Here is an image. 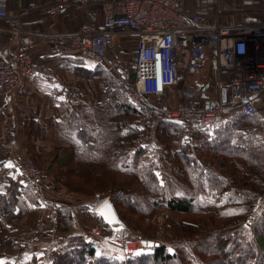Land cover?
<instances>
[{
    "label": "trees",
    "instance_id": "obj_1",
    "mask_svg": "<svg viewBox=\"0 0 264 264\" xmlns=\"http://www.w3.org/2000/svg\"><path fill=\"white\" fill-rule=\"evenodd\" d=\"M104 71L101 66L74 71L91 91L98 85L99 104L60 108V137L69 145L59 158L67 172L59 178L62 187L95 202L108 192H121L111 202L124 232L146 230L151 215L161 210L175 221L171 234L157 247H144L148 251L129 259L97 252L88 231L81 228L69 234L64 250L50 264H264V209L257 212L264 199V143H259L260 128H252L254 116L240 111L226 116L199 130L195 142L183 138L179 125L158 120L153 146L143 149L135 144L138 114ZM76 90L87 94L81 84ZM151 152L161 157L158 171ZM69 175L81 184H69ZM19 188L26 187L4 179L0 246L7 243L2 238L7 224L22 215L24 192ZM55 214L59 231L72 228L71 211L57 208ZM95 216L102 227L113 231ZM28 264L41 263L32 258Z\"/></svg>",
    "mask_w": 264,
    "mask_h": 264
},
{
    "label": "built area",
    "instance_id": "obj_2",
    "mask_svg": "<svg viewBox=\"0 0 264 264\" xmlns=\"http://www.w3.org/2000/svg\"><path fill=\"white\" fill-rule=\"evenodd\" d=\"M210 3L212 0H200L198 8L189 11L180 7L177 0H101L100 23L89 22L70 39L54 36L51 44L56 51L70 48L81 60L101 64L114 37H136L131 79L120 72L114 77L118 92L138 114L135 144L146 149L153 146L154 124L158 120L179 125L183 138L189 139L193 130L220 123L226 110L237 109L246 116H256L257 102L264 96V23L249 20L230 26L205 25ZM7 4L8 0H0V20H6L13 27L16 49L13 61L0 57V94L12 92L21 79L33 75L63 82L62 77L46 65L32 60L22 22L32 10L55 16L73 5L74 0H54L41 6L30 4L17 14H12ZM243 5L258 6L261 0H243ZM217 14H221L220 7ZM207 54L213 55L217 73V93L211 103L203 84L195 88L188 83L189 76L203 67ZM112 70V66L105 69L106 72ZM170 88L176 89L174 106H159L158 101ZM259 137L264 141V131ZM17 181L31 190L48 214L56 211L53 204L44 201L43 172L33 159H24ZM120 196L119 191L106 193L95 205L89 206L88 211L95 216L101 204ZM45 224L43 219L37 220L22 232L16 260L23 258L26 244L44 232ZM88 230L94 247L117 248L111 253L114 258L131 257L144 248L143 240L157 242L143 236L130 240L119 233L109 234L99 222H91Z\"/></svg>",
    "mask_w": 264,
    "mask_h": 264
},
{
    "label": "crops",
    "instance_id": "obj_3",
    "mask_svg": "<svg viewBox=\"0 0 264 264\" xmlns=\"http://www.w3.org/2000/svg\"><path fill=\"white\" fill-rule=\"evenodd\" d=\"M100 1L74 0L73 5L67 7L55 16H45L41 11L32 10L29 16L24 17L22 31L25 34L28 51L32 60L35 63L46 65L52 72L61 76L63 82H57L50 77L44 78L33 75L21 79L19 86L12 92L0 94V186H4V179H11L17 183L24 159L27 155L33 156L43 170L45 187L42 189V195L44 201L53 204L56 209H68L75 214L74 226L79 223V218L82 217V213L72 207L70 196L67 197L66 195L60 194V198H57L54 196V192H52L53 196H51L50 190L52 189L49 188V186L56 187L57 191L60 189L59 193L62 192V183L59 180L61 176L59 173L62 166L60 165L59 157L60 155L62 157L61 149L63 146H69L60 137V108L64 105H81V103L87 107H91L93 104L100 103L101 97L98 92V85L94 83V90L91 91L87 82L80 81L81 77L79 73H75L74 71L81 69L92 70L95 66L102 67V65L95 61H88L86 63L91 66L77 63L76 60L80 58H78L73 50L70 48L63 52L54 50L51 44V38L54 36H62L65 39H70L71 36L79 32L89 22L100 23ZM52 2L54 0H8L7 5L8 10L12 14H17L30 4L41 6ZM199 2L200 0H177L180 7L189 11H195L199 6ZM218 7L221 8L220 15L217 14ZM249 20L264 23V0H261V5L253 7L243 5V0H212V3L208 5V12L204 24L211 25L217 23L223 26H230ZM120 37L122 36L114 37L113 39ZM126 37L134 38L137 45L136 37ZM15 46L16 36L13 27L6 20H0V57L13 61ZM211 64L215 70L213 59ZM118 71L121 73L120 70ZM196 74L198 72L189 76L188 80L193 79ZM79 84L83 85V88L87 90L85 97L82 91L79 94L76 90ZM189 84L193 85L192 83ZM202 84L207 90V99L210 103L213 102L214 95L211 96L208 93L210 90L208 84ZM202 84L196 83L193 87L197 88ZM163 100H166L167 103H171L173 100L172 106H174L177 100L176 89L170 88L167 90L163 98L158 101V104ZM172 106L166 107L172 108ZM257 108L261 110L258 112V115L264 121V96L257 102ZM58 125L60 126L58 127ZM198 132L199 130H193L191 132L189 139L192 142L197 140ZM56 152L59 155L57 158H54L53 156ZM158 162H161L160 156ZM31 195L34 197L32 192ZM33 200L35 203L31 201L26 205V215L28 216L26 222L12 224L7 230L3 231V237L11 238L13 242L16 241L15 243H19L21 232L27 227H30L36 220L43 219L45 216L47 219L46 231L32 240L19 264H27L31 258H35L40 263H46L48 256L51 258L49 261L51 263L52 258L64 250L66 239L73 232V227L71 229L68 228L64 232L55 230V212L48 214L41 205L42 202ZM86 201L88 200L81 198L80 205L84 212H89L86 209L88 207ZM112 230L111 232L114 233H120L122 231L120 228H112ZM14 252L16 253L17 250ZM12 253L13 251L9 250L6 243L1 244L0 257L2 259L9 258V255Z\"/></svg>",
    "mask_w": 264,
    "mask_h": 264
},
{
    "label": "rangeland",
    "instance_id": "obj_4",
    "mask_svg": "<svg viewBox=\"0 0 264 264\" xmlns=\"http://www.w3.org/2000/svg\"><path fill=\"white\" fill-rule=\"evenodd\" d=\"M119 42H121V43H119ZM135 47H136V41H135V39L132 38V37L127 38L126 36H122V37L117 38V39L115 38V39H113L109 43V45L107 47L106 56H105L104 60L101 62V65H102V67L104 69L108 68L109 66H112V68H113L114 71L112 70L111 72H107V73L110 74L113 77V79H114L115 75L117 74V72H119L118 70H120L122 72L121 74L123 76H126L127 73H129V74L131 73V60H132V56H133L134 51H135ZM211 61H212V55L211 54H207L206 59H205V62L203 64V67L201 68V70H199L198 74L194 75L193 79L188 80V82L189 83H192L193 85H196V83L197 84L206 83V84L209 85V89H210L208 91V93L211 96H213V95L216 96V93H217L216 92L217 91V86H216L217 73H216V71L214 70V67L211 64ZM76 62L79 63V64H85V65L91 66L89 64H86L87 62L81 61L80 59H77ZM114 82H115V79H114ZM124 100H126V99L124 98ZM162 105H166V106L171 107L173 105V100L171 101V103H167L166 100L165 101L163 100L162 102H159V106H162ZM260 111L261 110L259 109L258 112H260ZM237 113H238V110L237 109H231V110L224 111L223 112V115H222V118H221V122L223 121V119L226 116H229L230 117V116L235 115ZM135 125H136V123H135ZM253 126H254V127H252L253 130L254 129L256 130L259 127L260 128V130H259L260 132L264 131V121H262V119H261L260 115H258V113H257L256 116L253 117ZM260 132L258 134L259 143H264V141H262L260 139V137H259ZM62 149H64L65 151H68L69 150V148L66 145H64ZM143 149H146V148H143ZM26 157L33 159L34 162L37 164V162L33 158V156L27 155ZM60 157H61V155H60ZM150 158L155 163V168L157 166H159L158 165V163H159L158 162L159 161V155H158L157 152H151ZM67 165H68V163H66V167H67ZM68 169L70 171V168H68ZM42 172H43V170H42ZM65 172H66V169L65 168H62V169H60L59 175L60 174H64ZM61 177L63 178V176H60V178ZM66 181H69V184H73V185L81 184V180L78 179V178H76V177H74V176H72V175H69L67 177ZM49 188L52 189V190H50L51 196H53L52 195V192H54L53 194L57 198H60V194L61 195L62 194L63 195H66L67 197L70 196L71 197L70 198L71 199L70 202H72V204H71L72 207L74 209H76L77 211H79L80 213H82V217L79 218V223L76 226H74V221H75V218L76 217H75V214L72 213V217H73L72 218L73 219V221H72V223H73V225H72V227H73L72 228V231L73 232H77V230L81 229V227L84 228V229H86L89 232L88 226L91 225V222L92 223L99 222V220L97 219L96 216H94L92 214H89V213H86L87 211L84 212V210L81 208V205H80L81 204V196H79L76 193H70V192L68 193L67 190H66V188L64 189L63 187H62L63 188L62 189V192H60V193H59L60 189H58V191H57L56 190V187L49 186ZM0 189H2V186H0ZM19 189L24 192V195L21 198L22 201H20V203H21L20 204L21 205L20 206V210H22V213H21L22 215L19 218V220L7 224L6 230L12 224H16L18 222H21V223L26 222V220L28 218V216L26 215V213H27L26 205H27L28 202H31V201L33 203H35L34 200H33L34 197L31 196V193H30V190H29L28 187H26V188H19ZM108 193H110V192H108ZM94 200L95 199L90 198L89 201H86V204H88L87 205L88 207H86L87 210H89V208L91 206H93V205H95L97 203V201L95 202ZM261 209L262 210L264 209V199H263V203L261 201V203L259 204V209H258L257 212L261 211ZM44 214H45V212H44ZM45 219L46 218L44 216L43 217V220L45 222H47V219L46 220ZM38 220H40V219H38ZM80 220H81V222H80ZM174 221H175V217L171 216L166 210H161V211H158L157 213H155V214L153 213L151 215V217H150V224H149V227L146 230H143V231L142 230L141 231H135V232H128V231L127 232H124L121 229L122 231L119 234H121L124 238L130 239V240H134V239H136V238H138L140 236H143L145 238L156 239L157 242L159 243V242H162L165 239L166 235L171 234L170 226H171V224ZM30 227H27L23 231L27 230ZM46 229H47V224H45V230H44V232L46 231ZM55 230L59 231V229L57 228V225L55 226ZM22 232H21V234H22ZM110 232L111 231H108L109 234L112 233V232L111 233ZM41 234H39L37 237H39ZM114 234L115 233H113L112 235H114ZM37 237H35L34 239H36ZM2 238H4V237H2ZM19 239H20V236H19ZM5 240H7L6 246L9 248V250L13 251V253L11 255H9V258H6L5 260L0 257V264H19V262L21 260L20 261L16 260L15 254L19 251L18 248L20 247V242L18 241L19 243H15L16 241L13 242V239H11V238H5ZM32 240H30L26 244V249H25L24 253L29 248V244H31ZM92 244L94 245L93 242H92ZM94 249L97 250V252L98 251L99 252H104L105 251V252H108L109 255H112L111 254L112 251L113 250H116L117 248L114 247V246L108 245V246H106V248L105 247H102V248H96L95 247ZM169 249H170L169 251H172L173 250L171 247H169ZM16 250H17V252L15 253L14 251H16ZM146 251H148V250H144V248H143L139 252H137L134 255H132L131 257H133L135 255H138V254H142V253H144ZM131 257H129V258H131ZM129 258H127V259H129ZM116 259H121V258H116ZM50 260H51V258L48 256L47 257V260H46V263H41V264H49L50 263L49 262ZM188 264H194V263H188Z\"/></svg>",
    "mask_w": 264,
    "mask_h": 264
},
{
    "label": "water",
    "instance_id": "obj_5",
    "mask_svg": "<svg viewBox=\"0 0 264 264\" xmlns=\"http://www.w3.org/2000/svg\"><path fill=\"white\" fill-rule=\"evenodd\" d=\"M224 93V92H223ZM213 105V104H211ZM96 214L101 218L102 222L110 228L118 229L120 227V220L111 201L104 202L96 210ZM142 245L144 247H157L158 242H153L151 240H143Z\"/></svg>",
    "mask_w": 264,
    "mask_h": 264
}]
</instances>
